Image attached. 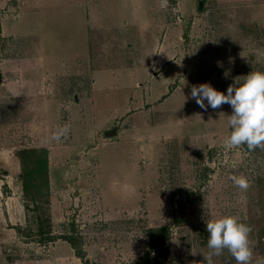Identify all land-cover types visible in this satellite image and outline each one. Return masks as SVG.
I'll use <instances>...</instances> for the list:
<instances>
[{"label": "rangeland", "instance_id": "374dc122", "mask_svg": "<svg viewBox=\"0 0 264 264\" xmlns=\"http://www.w3.org/2000/svg\"><path fill=\"white\" fill-rule=\"evenodd\" d=\"M44 4L55 9L47 13L54 23L46 25V53L50 56L55 50L57 57H67L78 37L85 44L79 54L88 61L79 73L73 70L57 80L62 84L57 88L61 96L47 124L38 112H29V103L10 106L1 99L0 152L9 157L0 155V180H4L6 162L20 184L18 154L44 146L50 149L48 206L45 198L34 203L21 195L25 222L12 227L14 235L0 242V264H138L147 249V230L165 225L171 234L163 264H205V223L222 215H235L250 226L253 264L264 257V149L224 146L229 130L223 128L227 121L223 115L231 113L230 106L224 104L219 111L208 108L206 112L218 116L190 128L200 136L153 137L158 140L156 155L134 160L141 174L136 176L130 157L119 150L118 135L106 137L104 132L178 119L192 125L198 121L197 107L170 109L143 100V108L119 112V124L95 134L91 123L84 128L86 121H92L85 109L93 102L81 73L87 72V66H144L146 60L160 57V61L177 63L178 79L190 84L176 93L177 101L191 105L196 103L190 97L193 85L207 82L225 91L234 77L264 71V0H148L151 14L142 19L122 16V26L119 20L110 26L102 15L86 13L87 7L99 6L101 0H44ZM7 10L0 9V21L21 17L18 9ZM28 44L26 37L0 35V60L26 56ZM111 106L106 104L102 110H112ZM77 125L83 127L77 130ZM203 130L212 131L210 137H203ZM77 135L78 141L88 143L77 145ZM133 137L150 138L145 131ZM74 146L78 150L71 152ZM21 158L28 165L23 154ZM232 176L246 177L249 187L238 188ZM3 191L9 192L5 187ZM46 217L53 236L70 233V224L74 225L83 258H77L61 239L41 242L37 218ZM213 260L214 264H236L227 250Z\"/></svg>", "mask_w": 264, "mask_h": 264}, {"label": "crops", "instance_id": "0c3cea01", "mask_svg": "<svg viewBox=\"0 0 264 264\" xmlns=\"http://www.w3.org/2000/svg\"><path fill=\"white\" fill-rule=\"evenodd\" d=\"M0 9H18L21 16L19 19L0 21V35L8 38L26 37L29 40L28 46L30 48L26 56L12 55L0 60V103L3 98L10 106L29 103L31 105L29 112L31 110L38 112L39 116L42 117L41 119L47 124L59 104L57 98L61 96L57 88L61 87L62 84H57V80H61L73 70L79 73L81 69H84V64L87 65L88 57L82 58L79 54V50L83 52L80 46L83 47L85 44L82 45L83 42L81 43L77 37V43L73 46L75 50H71L72 53L64 58L57 57L55 50L50 56L48 55L50 53H46L48 46L46 25L54 23L51 18L47 17V13L55 9L46 7L44 0H0ZM86 13L88 15H102V21L110 26L119 20L120 22L118 23L122 26V16L142 19V16L151 14V8L148 5V0H101L99 6L87 7ZM70 24L75 23L72 21ZM75 28L77 29V27ZM176 64L160 61V57H152L145 61L144 66H138L135 63H131L126 68L116 69L107 66L91 69L87 66V72H81L87 80L93 102L90 108L85 109L86 112L89 111L91 113V117L87 116L93 123L92 121H86L84 128L87 127L88 123H91L92 128H96V130L92 129L95 134L107 130L108 127L116 122L119 124L121 117L118 115L119 112L123 113L143 108V100H145V103L156 102L170 109L197 107L198 121L192 125L187 121L184 122L183 119H178L176 122L155 126L140 127L133 125L132 127L126 126L119 130L115 128L117 131L116 135L120 138L119 150L130 157L129 161L131 166L133 165L132 169L136 176L141 174L139 173V165L134 163V160L147 159V157L154 158L156 155L155 147L158 145V140L155 139L154 141L153 137L164 135L163 139H166V137H174L175 135L184 136L185 134L193 133L190 128L201 125L202 122L209 120L211 116H218L209 114L196 103L190 105L186 104L185 101H177L178 94L176 96V93L182 91L184 86L190 84H185L180 78L178 79L180 74L177 73ZM75 66L77 67L76 70ZM102 77H105L104 81L100 82ZM157 84L158 87L156 86ZM74 100L76 104L80 102L77 101L76 97ZM106 104L112 105V110H102ZM226 115L224 114L223 116L228 119ZM76 127L79 130L83 126L77 125ZM223 128L229 130L227 121ZM140 131H145L150 138L133 137ZM225 131L213 130V133L222 134L221 132ZM211 132L209 131L208 133L203 130L201 134L203 137H210ZM193 134L200 136V134ZM78 140L77 135L76 139H74L77 145L80 142L88 143L85 139L83 141ZM42 148L46 149L47 153L50 149L49 146ZM67 149L65 148L63 151H67ZM71 149V152L78 150L75 146ZM87 153L89 154L90 151ZM1 154H3L4 159L9 157L5 155L6 153L0 152ZM3 167L6 168L3 171L4 180H0V242H3L5 237L10 239L14 235V228L12 227L21 226L25 222L24 202L21 199V195H23L22 184L15 183V179L12 176L13 172L8 169L6 162ZM20 177L21 172L18 175V179L21 182ZM125 184L126 186L129 185L128 183ZM137 184L134 186H132L133 184L130 185L131 189L136 187ZM3 187L9 192L4 194Z\"/></svg>", "mask_w": 264, "mask_h": 264}, {"label": "clouds", "instance_id": "9594fccd", "mask_svg": "<svg viewBox=\"0 0 264 264\" xmlns=\"http://www.w3.org/2000/svg\"><path fill=\"white\" fill-rule=\"evenodd\" d=\"M223 75L227 77L228 71L225 70ZM190 97L205 111L219 109L223 104L230 106L231 113L226 115L229 127V135L224 141L226 148L264 149V71L252 70L234 77L225 91L217 90L207 82L193 85ZM230 179L242 190L249 187L244 176ZM205 230L208 233V251L203 255L205 264H214L213 257L220 256L224 250L230 253L236 264H253L249 241L251 228L237 216L222 215L209 219ZM255 264H264V257L256 259Z\"/></svg>", "mask_w": 264, "mask_h": 264}, {"label": "trees", "instance_id": "16d2710c", "mask_svg": "<svg viewBox=\"0 0 264 264\" xmlns=\"http://www.w3.org/2000/svg\"><path fill=\"white\" fill-rule=\"evenodd\" d=\"M25 156L28 165L24 163L21 155ZM21 166V184L23 197L30 202L36 203L38 199L45 198L48 206L49 178H48V153L44 148L22 150L18 154ZM27 165V166H26ZM174 212H172L173 217ZM176 217H173L175 223ZM36 234L41 238V242H53L61 239L68 243L77 258H83L84 252L80 248L79 236H77L74 225L70 224L71 231L68 234L53 236L50 231V219L37 218ZM147 249L139 259L138 264H163L168 255L166 247L170 240L171 229L169 226L150 228L147 230ZM45 236V238H43Z\"/></svg>", "mask_w": 264, "mask_h": 264}, {"label": "water", "instance_id": "95a60500", "mask_svg": "<svg viewBox=\"0 0 264 264\" xmlns=\"http://www.w3.org/2000/svg\"><path fill=\"white\" fill-rule=\"evenodd\" d=\"M200 7H201V3H199V10H200ZM116 132H117L116 129L113 128V129H111V130L105 132V136H106V137H112V136H115V135H116Z\"/></svg>", "mask_w": 264, "mask_h": 264}]
</instances>
